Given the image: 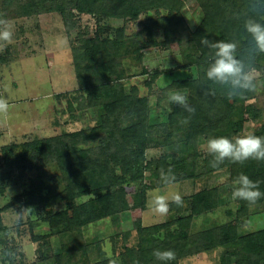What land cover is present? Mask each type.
Returning a JSON list of instances; mask_svg holds the SVG:
<instances>
[{
	"label": "rangeland",
	"instance_id": "obj_1",
	"mask_svg": "<svg viewBox=\"0 0 264 264\" xmlns=\"http://www.w3.org/2000/svg\"><path fill=\"white\" fill-rule=\"evenodd\" d=\"M60 5L67 24L66 17L55 11ZM107 9L108 3L101 10ZM169 15L168 10L156 9L138 20H116L80 14L64 0H0V19L7 20L13 31L12 42L0 47V97L9 103L8 113L0 114V191H4L0 194L4 211L0 264H56L57 255L66 247L82 256L74 264H103L113 259L116 264H138L141 253L148 254L153 247L144 244L141 229L165 224L168 230L159 232L161 239L182 229L193 237L211 232L215 237L219 228L226 227L239 238L264 230V197L249 206L247 215L235 217L240 205L239 199L232 198V171L223 164L216 169L210 166L206 141L220 136L204 132L209 126L204 121L190 123V114L183 108L172 105L169 112L164 107L168 96L177 91L187 96L189 104L196 95L199 101L207 100V110L216 101L214 95L193 88L202 81L214 87L205 79L203 48L191 43V35L204 20L200 3H185L179 32H169L163 25ZM256 71L257 91L237 105L231 117L232 123H244L238 136H258L264 130V73ZM121 97L132 106L112 119L114 125L106 124V105ZM133 126L146 139L145 157L133 163L138 169L133 168L128 176L111 164L113 176L101 188L102 195L125 190L126 202L115 215L81 225L80 207L97 199L96 194L74 205L65 201L46 205L45 199L65 190L67 178L55 158L43 159L33 144L79 134L64 143L93 151V160H105L114 146L108 130L120 132ZM9 147L15 149L7 160ZM105 147H111L106 154ZM162 173L174 175L175 181L165 184ZM175 192L181 195L182 206L170 202L163 216L152 211L155 194ZM201 193H212L213 210L189 221L197 206L195 197ZM109 202L105 199V204ZM7 205L12 206L4 210ZM26 208L33 212L18 219L16 212ZM183 220L187 221L181 228L178 221ZM234 251L240 250L220 247L179 264H223L224 258L226 264H236Z\"/></svg>",
	"mask_w": 264,
	"mask_h": 264
},
{
	"label": "trees",
	"instance_id": "obj_2",
	"mask_svg": "<svg viewBox=\"0 0 264 264\" xmlns=\"http://www.w3.org/2000/svg\"><path fill=\"white\" fill-rule=\"evenodd\" d=\"M66 4L71 5L75 11L80 14L97 16L121 20L131 19L138 20L140 16L151 10H168L170 15L163 18L162 23L166 29L170 31H180L184 25L182 10L188 0H64ZM204 13V20L199 28L191 35V43H195L197 47L203 48L204 60L208 62L211 56V51L202 46L200 41L202 38H207L210 41L224 40L233 41L238 43V50L246 46V33L244 30V21L248 18V0H197ZM109 5L107 11H102V7ZM9 5V4H8ZM53 11V10H52ZM55 11L61 13L66 24L67 14L63 7L56 8ZM87 49L86 53H89ZM96 53L100 57V50ZM254 66L256 70L264 73V54L258 55L255 58ZM111 71L110 69H107ZM193 88L198 92H205L208 88L204 82L193 84ZM215 94L212 107L208 110L207 100H197V96L192 97L190 106L195 109V113L190 115V123L197 124L199 121L208 123L209 126L204 129V132L218 134L215 136H227L234 138L243 131L244 123H232L231 117L235 114L237 105L248 101L252 93H248L244 98H237L233 100L227 99L223 90L220 91L218 86H214ZM100 94L99 89L97 90ZM199 94V93H198ZM124 97L113 100L112 103L106 105L109 110L107 119L104 120L106 124L110 125L115 121L117 116L126 112L131 107L130 101L123 102ZM205 101V102H204ZM203 104V105H202ZM210 105V104H209ZM127 108H124V107ZM138 113L137 108L132 109ZM129 114H132L130 110ZM116 126V125H115ZM105 129L108 128L105 125ZM110 131V139L114 141V146L110 151L108 159L101 160L99 158L92 159L93 151L77 150L66 145L65 139L68 137L76 138L79 134L66 136L65 138H57L48 141H37L32 147L35 151L40 152L43 159L55 158L60 165V169L67 178V185L65 190L58 196H52L45 199L47 206H53L61 202H67L71 205L84 197L91 195H98L97 199L91 200L86 205H82L79 210V219L82 226H87L90 223L97 222L108 217L115 215L118 207L123 206L125 201V190L119 189L115 195H102V186L107 182L109 176L112 178L113 170L110 168L112 164L114 168H120L124 174L128 176L133 168L138 169L137 165L133 163L139 162L140 158L145 157L147 150L146 139L140 136L139 127L133 126L126 131L117 132L115 129ZM258 136L264 137V130ZM135 145V151L132 150V145ZM70 145V143H68ZM72 145V144H71ZM74 146V145H73ZM106 148V147H105ZM111 147L106 148L103 152L106 154ZM13 147L6 150V159L14 155ZM36 152V153H37ZM92 159V160H91ZM9 163V161H8ZM223 166L230 167L232 177L235 179L240 174L247 175L253 181L260 182L259 190L264 193V161L248 160L243 164L232 163L225 160ZM142 175V173H140ZM112 175V176H111ZM136 179V177H133ZM102 181H104L102 183ZM107 184V183H106ZM109 189V188H107ZM110 190V189H109ZM4 191H0L3 194ZM212 193H201L195 197L196 207L193 209L192 216L202 214L213 210L214 201L212 200ZM210 196V199L208 197ZM264 196L261 197L262 200ZM105 199H110L108 204H105ZM44 202V203H45ZM259 202V200L257 201ZM239 210L235 217L242 218L248 214L250 204L246 201L239 200ZM12 205H7L4 210L11 208ZM3 210H0V227L3 221ZM187 220L178 221L179 225L185 227ZM166 229L167 225H161L153 228L141 229L140 235L145 245H151L152 250L148 254H142L138 257V264H156L159 263L152 255V253L159 250H172L176 254V258L168 264H179V262L187 257L195 256L201 253H208L216 250L217 248L233 247L234 256L237 259L236 264H264V230L255 234L239 238L236 233H233L229 228H219L218 235L213 237V233H204L198 236H191L188 231L181 230L177 234L169 233L166 238L161 239L159 232ZM218 230V229H217ZM216 230V232H217ZM147 235V236H145ZM157 237H154L156 236ZM56 257V264H74L75 259L79 256L76 249L73 247H66L64 252ZM134 260V259H133ZM263 260V261H262ZM135 261V260H134ZM154 262V263H153ZM106 261L103 264H108ZM223 264H226V259H223Z\"/></svg>",
	"mask_w": 264,
	"mask_h": 264
},
{
	"label": "clouds",
	"instance_id": "obj_3",
	"mask_svg": "<svg viewBox=\"0 0 264 264\" xmlns=\"http://www.w3.org/2000/svg\"><path fill=\"white\" fill-rule=\"evenodd\" d=\"M249 16L244 21L246 33V46L238 50V43L233 41H210L202 38V46L211 51L207 66L204 70L206 81L213 86L223 90L230 101L237 98H244L248 93L257 91V71L254 66L255 58L264 54V0H248ZM13 39V31L9 22L0 19V47L10 44ZM214 87H208L204 95L213 96ZM172 105L179 106L190 115L195 109L188 103L186 95L177 91L168 96L164 107L170 112ZM9 110V103L6 98L0 97V114L6 115ZM187 123V120L185 121ZM207 153L212 157L210 166L214 169L222 165L225 160L232 163L243 164L248 160L264 161V137L255 134H246L234 138L215 137L208 138L205 145ZM176 177L172 174L162 173V180L165 184H172ZM234 189L232 198L243 200L254 205L264 196L259 181H253L245 174H240L233 180ZM183 205V199L178 192L168 195L155 194L151 200L152 211L158 215H166L169 211V204ZM33 212V209H22L16 212L18 219L25 214ZM11 255V253H5ZM152 255L160 264H168L175 260L176 254L172 250H155ZM109 264H116L110 260Z\"/></svg>",
	"mask_w": 264,
	"mask_h": 264
}]
</instances>
